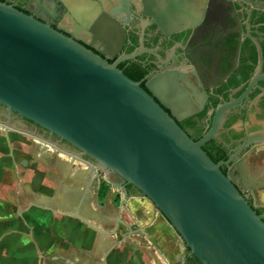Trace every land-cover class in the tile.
<instances>
[{
  "label": "water",
  "instance_id": "obj_1",
  "mask_svg": "<svg viewBox=\"0 0 264 264\" xmlns=\"http://www.w3.org/2000/svg\"><path fill=\"white\" fill-rule=\"evenodd\" d=\"M144 1L145 12L170 29L193 25L204 8L199 0ZM73 10L81 17L93 12L87 6ZM154 84L167 105L116 64L0 1V105L9 115L78 150L61 149L91 168L89 183L103 175L125 201V186L112 176L136 188L200 264H264V217L242 195L233 175H226L202 148L215 135L225 107H219L212 129L193 140L178 124L182 117L175 108L186 115L193 109L170 75L156 76ZM251 179L252 187L264 191V168Z\"/></svg>",
  "mask_w": 264,
  "mask_h": 264
},
{
  "label": "flooded vegetation",
  "instance_id": "obj_2",
  "mask_svg": "<svg viewBox=\"0 0 264 264\" xmlns=\"http://www.w3.org/2000/svg\"><path fill=\"white\" fill-rule=\"evenodd\" d=\"M0 1L50 25L116 64L126 76L139 82L165 105L167 97L154 84V79L158 75H170L176 91L193 109L186 115L176 106V115L182 117L178 124L195 140L212 129L219 107L224 106L220 126L203 147L215 162L221 163L226 175H233L242 195L256 213L264 217V191L252 187L251 179L264 168V0H199V4L204 5L201 18L179 29L159 25L145 12L144 0ZM75 5L81 9L91 7L93 12L78 16L73 10ZM133 54L132 58H124ZM166 111L173 113L168 107ZM0 123L8 129L0 127L2 144L8 142L12 146L8 135L13 133L27 138L31 150L52 143L58 148L51 147L62 155L66 154L61 149L79 152L23 117L15 113L9 115L2 105ZM87 168L88 189L95 177L89 183L91 168ZM100 176L103 179L100 184L104 182L108 187L106 198L113 191L112 185ZM112 178L125 186L129 199L148 201L132 185L116 175ZM114 193L117 195L113 196V202L123 210L129 199L125 201L120 192ZM182 261L183 264H200L187 249Z\"/></svg>",
  "mask_w": 264,
  "mask_h": 264
},
{
  "label": "crops",
  "instance_id": "obj_3",
  "mask_svg": "<svg viewBox=\"0 0 264 264\" xmlns=\"http://www.w3.org/2000/svg\"><path fill=\"white\" fill-rule=\"evenodd\" d=\"M18 136L0 139V264H183L179 237L148 201L121 210L112 190L100 201L85 164Z\"/></svg>",
  "mask_w": 264,
  "mask_h": 264
},
{
  "label": "rangeland",
  "instance_id": "obj_4",
  "mask_svg": "<svg viewBox=\"0 0 264 264\" xmlns=\"http://www.w3.org/2000/svg\"><path fill=\"white\" fill-rule=\"evenodd\" d=\"M22 136V137H21ZM16 140H18V142L16 143V145H20L23 144L25 145V147L29 146L31 144V142L29 140H27L23 135H19L18 137H15ZM1 145V143H0ZM5 146V145H4ZM4 149V148H3ZM103 179L101 178L100 175H97L95 176V184H97V186H99L100 182L102 181ZM116 193H118L117 191H115ZM114 195H117L114 193ZM15 250L13 248H8L7 249V252L8 253H12L14 252Z\"/></svg>",
  "mask_w": 264,
  "mask_h": 264
},
{
  "label": "trees",
  "instance_id": "obj_5",
  "mask_svg": "<svg viewBox=\"0 0 264 264\" xmlns=\"http://www.w3.org/2000/svg\"><path fill=\"white\" fill-rule=\"evenodd\" d=\"M192 139H193V138H192ZM193 140H195V139H193ZM202 148H203V150L208 154V156L211 158V156H210L209 153L207 152L206 148H205V147H202ZM211 159H212V158H211ZM212 160H213V159H212ZM213 161L215 162V160H213ZM107 192H108V187H107L106 184H104V182H102V183L100 184L99 189H98V198H99L100 201H102V200L105 198Z\"/></svg>",
  "mask_w": 264,
  "mask_h": 264
}]
</instances>
